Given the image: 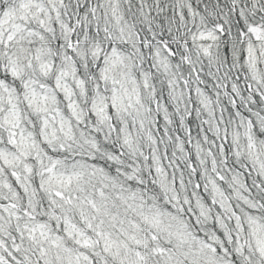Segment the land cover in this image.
<instances>
[{
	"label": "snow or ice",
	"instance_id": "1",
	"mask_svg": "<svg viewBox=\"0 0 264 264\" xmlns=\"http://www.w3.org/2000/svg\"><path fill=\"white\" fill-rule=\"evenodd\" d=\"M0 264H264V0H0Z\"/></svg>",
	"mask_w": 264,
	"mask_h": 264
}]
</instances>
